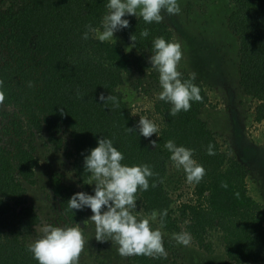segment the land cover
<instances>
[{
  "label": "trees",
  "instance_id": "obj_1",
  "mask_svg": "<svg viewBox=\"0 0 264 264\" xmlns=\"http://www.w3.org/2000/svg\"><path fill=\"white\" fill-rule=\"evenodd\" d=\"M230 1L235 9L228 25L240 43V85L253 98L264 100V0ZM105 3L106 0H21L18 6L0 12V50L7 53L0 62L1 102L17 108L13 119L0 129V264H39L23 238L40 222L24 184L36 183L39 158L34 138L25 145L23 136L28 133L29 138L35 131L45 130L51 142L62 147V128L70 131L72 148H65V153L72 159L78 182L84 186L90 173L85 171L83 154L96 146L97 137H112L124 153L123 163L146 162L158 173L149 178V189L137 195L150 213L153 209H167L165 229L183 231L178 223L183 221L185 230L207 251L212 250L207 234L218 229L223 232L229 260L224 264L262 260L264 207L249 194L247 166L221 150L218 133L201 118L208 96L198 79L194 83L200 86L202 99L192 101L188 111L181 110L173 116L169 114V102L156 103L155 112H160L163 121L158 126L159 135L153 133L149 138L139 134L138 121L119 88L125 74L148 73L152 39L162 35L173 40V31L163 21L149 24L135 16L129 18V27L120 30L131 44L130 35L137 37L130 51L113 40L83 39L84 26L88 22L99 24ZM143 28L150 29L148 37L140 36ZM101 92L118 97L119 107L111 100L101 101ZM4 116L10 117L8 113ZM127 127L137 130L127 132ZM151 139H156L157 144H151ZM168 139L195 149L193 156L206 169L203 179L194 183L191 196L182 203L180 218L173 216L174 199L164 188L171 160L164 146ZM209 142L215 147V155L207 152ZM152 180L157 182L155 187L151 186ZM50 183L59 199L60 219L66 223L81 220L86 208L73 210L67 205L68 198L80 191L76 185L67 184L57 171L51 174ZM129 264L181 263L167 254L131 255Z\"/></svg>",
  "mask_w": 264,
  "mask_h": 264
},
{
  "label": "rangeland",
  "instance_id": "obj_2",
  "mask_svg": "<svg viewBox=\"0 0 264 264\" xmlns=\"http://www.w3.org/2000/svg\"><path fill=\"white\" fill-rule=\"evenodd\" d=\"M20 2L21 0H0V12L11 6H18ZM181 8L179 14L169 15L165 12L162 20L173 31V40L182 45L183 56L178 67L183 76H192L194 73L203 86L208 101L200 111L201 118L209 128L218 133L221 150L228 151L230 156L233 155L247 166L249 194L264 207V100L253 98L240 85V43L228 25L229 15L235 5L230 0H181ZM131 17L135 15L128 18ZM115 36L117 44L125 48L131 44L123 38L120 30ZM6 55V51L0 50V62ZM119 88L137 121L144 115L154 120L158 126L161 124L163 117L160 112H155L156 103L160 101L158 72L151 67V62L146 74H125L124 83ZM261 105L262 110L259 112ZM15 111V106L0 101V129L13 119ZM4 113H8L10 117H5ZM259 115L260 120L257 119ZM60 136L63 139L62 147L51 142L45 130L35 131L29 138L28 133L23 136L25 145L34 138L35 154L39 158L36 183H24L29 201L35 205L40 215V222L34 230L23 235L28 244L42 235L46 224H75L60 219L59 199L54 195L50 183L54 171L62 174L67 184H75L79 190L92 192L95 186L94 183L84 186L78 182L72 159L65 153V148H72L69 129L62 128ZM167 166L164 188L174 199L171 204L173 216L180 218L182 203L191 196L194 182L187 181L182 166L177 168L171 160ZM134 211L144 216L150 215L140 200H137V209ZM91 214V209L86 208L85 216L77 221L81 224L85 245L76 264H129V256L121 255L117 250L118 245L111 239L105 237V240L99 241L95 238V224L85 221ZM178 223L186 231V223ZM154 226L161 227L167 254L174 256L181 264H224L229 261L223 232L218 229L208 232L206 238L212 244V250L207 251L191 235L190 243L183 245L175 241L172 236L174 232L168 231L159 222ZM241 264H264V253L262 260Z\"/></svg>",
  "mask_w": 264,
  "mask_h": 264
},
{
  "label": "clouds",
  "instance_id": "obj_3",
  "mask_svg": "<svg viewBox=\"0 0 264 264\" xmlns=\"http://www.w3.org/2000/svg\"><path fill=\"white\" fill-rule=\"evenodd\" d=\"M105 12L99 22L94 25L88 22L81 36L101 42L115 40V33L129 27V16L135 15L146 23L160 22L164 13L179 14L182 11L181 0H106ZM150 29L140 30L141 37H148ZM132 44L126 47L130 51L135 46L137 37L130 35ZM129 46L130 49H129ZM151 55L148 57L151 67L158 72L160 91L158 98L171 104L169 114L175 116L181 110L188 111L192 101L202 99L201 88L194 83L195 74L191 78H183L179 64L183 56L182 45L177 40L168 39L162 35L152 39ZM32 82L29 81V86ZM80 93L77 92V95ZM101 101L111 100L119 107L115 95L99 94ZM3 94H0V101ZM63 111V109H61ZM137 130L127 127V132ZM138 132L145 138L157 133L158 125L154 120L141 115L138 121ZM98 143L84 153V168L90 173L86 183L93 184L92 192L80 190L74 192L67 200L68 208H90L91 215L85 221L95 224V238L99 241L108 237L118 245V252L123 256L131 255H163L167 256L164 244V234L161 227L154 226L159 222L162 226L167 216V209H153L148 216L134 211L137 209L138 191L148 190L150 179L158 175L148 163H123L124 153L114 144L109 136L97 137ZM157 144L156 139L150 140ZM165 148L170 153V159L177 168L183 167L189 183H199L206 172L202 163L193 156L195 149L177 144L173 139L165 142ZM209 155H215V147L209 142ZM151 181V186H156ZM227 187V185H223ZM238 195V193H237ZM75 224H46L42 235L27 245L39 264H76L81 250L85 245V236L80 227ZM173 238L177 243L188 245L191 236L186 231L174 232Z\"/></svg>",
  "mask_w": 264,
  "mask_h": 264
}]
</instances>
